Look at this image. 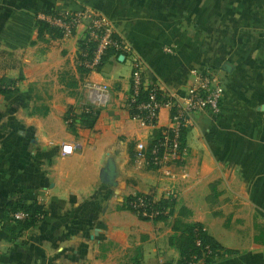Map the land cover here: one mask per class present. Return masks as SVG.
Returning a JSON list of instances; mask_svg holds the SVG:
<instances>
[{"label": "crops", "instance_id": "obj_1", "mask_svg": "<svg viewBox=\"0 0 264 264\" xmlns=\"http://www.w3.org/2000/svg\"><path fill=\"white\" fill-rule=\"evenodd\" d=\"M81 8L103 13L129 53L86 72L83 28L38 35V13ZM135 59L148 84L180 97L193 70L212 69L225 87L219 114L186 115L182 161L133 158L170 123L168 108L148 126L124 106ZM88 82L107 84L111 101L70 128ZM0 87L11 90L0 92V264H179L176 219L201 223L222 246L210 264H264V0H0ZM133 194H172L176 205L142 219L125 206ZM18 197L44 205L35 226L7 214Z\"/></svg>", "mask_w": 264, "mask_h": 264}, {"label": "built area", "instance_id": "obj_2", "mask_svg": "<svg viewBox=\"0 0 264 264\" xmlns=\"http://www.w3.org/2000/svg\"><path fill=\"white\" fill-rule=\"evenodd\" d=\"M37 18L45 20L51 26L61 30L62 37L72 36L78 28H83L82 39L87 38L88 41L95 42L96 48L91 58H88L87 51L80 50L79 54L83 59L78 57V65H83L90 72L97 71L96 68L101 63L102 56L109 48H114L116 54L127 55L129 53V47L115 32L113 23L98 10L92 8L60 9L57 10V14L53 15L40 12L37 14ZM49 36L53 38L51 35ZM130 79L131 86L124 104L129 113L142 91L147 92L146 100L137 104V112L130 113L132 118L145 125L155 126L161 110L163 108L170 110V123L164 127L167 134L151 148L150 153L147 152V143L138 142L135 159L144 160L147 166L155 168L182 161L186 156V147L181 140L182 132L187 127L186 115L203 111L219 114L225 94L223 83L212 69L193 70L192 82L186 93L180 97L162 90L155 84H148L143 74L142 62L138 59L133 61ZM85 88L89 102L79 112L74 110V114L84 113L95 118L98 110L110 103L111 89L107 84L98 82H88ZM73 149L74 147L70 143L62 145L63 154L70 155ZM168 196H172V194ZM132 205L138 208L136 214L138 215L139 207L144 206V202L142 199H138ZM143 214L147 215V212L144 211ZM14 217L23 219L25 214L17 212ZM188 264H203V260L196 259Z\"/></svg>", "mask_w": 264, "mask_h": 264}, {"label": "trees", "instance_id": "obj_3", "mask_svg": "<svg viewBox=\"0 0 264 264\" xmlns=\"http://www.w3.org/2000/svg\"><path fill=\"white\" fill-rule=\"evenodd\" d=\"M46 14H57V10H47L44 11ZM36 27L38 29V35L42 36L44 34L51 35L53 38L62 37L63 34L61 30L51 26L45 20H41L36 18ZM79 47L81 51L88 52V58H91L93 52L96 48V43L93 41H88L87 38H81L79 40ZM114 48H109L105 54L102 56L101 63L97 66V70H100L103 65L113 56L119 57V53L116 54ZM79 59H83L80 54L78 55ZM79 68L90 72L83 65H79ZM11 90L8 88L0 87V92L9 93ZM147 92L142 91V93L138 96L137 100L132 106L131 114L137 112V104L146 100ZM68 126L70 128L74 127V124L77 120H81L82 123H87L93 120L91 115L82 113L81 115L74 114V108H69L66 118H65ZM166 128L156 129L152 135V140L147 143V152L150 153L151 148L158 144L161 139L167 134ZM185 129L182 132L181 140L182 144H185L184 137ZM136 153V152H135ZM135 154L133 155V158ZM150 157V155H149ZM153 167V166H151ZM138 199H142L144 202V206H140V213L138 216L142 219L146 220H155L165 218L173 212V208L176 205V198L174 196L155 198L151 195L146 194H133L128 197L126 200V208L137 214L138 208H135L132 203L134 201H138ZM146 211L147 215H144L143 212ZM6 212L7 214H11V216L17 220L23 228H30L35 226L40 220H42L46 215V209L43 204L38 201H33L30 203L24 202L23 198L18 197L15 200H9L6 203ZM17 212H22L25 214L23 219H16L14 215ZM181 213H190L187 208H181ZM173 229L175 234L170 238V245L178 249L180 252V261L179 264H188L191 261H195L196 259H202L203 264H210L219 254L221 253L222 246L212 237L210 236L206 230L204 229L201 223L197 222H184L182 220L176 219L173 224ZM227 252H231V250H226Z\"/></svg>", "mask_w": 264, "mask_h": 264}, {"label": "water", "instance_id": "obj_4", "mask_svg": "<svg viewBox=\"0 0 264 264\" xmlns=\"http://www.w3.org/2000/svg\"><path fill=\"white\" fill-rule=\"evenodd\" d=\"M115 175H116V169L114 164H110L104 169V176H105L104 179L107 180V182H112V180L115 178Z\"/></svg>", "mask_w": 264, "mask_h": 264}]
</instances>
